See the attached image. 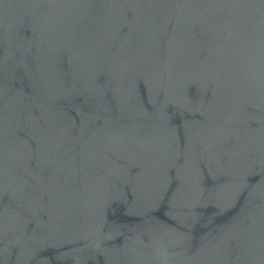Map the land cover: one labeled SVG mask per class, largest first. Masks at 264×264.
<instances>
[{"label": "water", "instance_id": "water-1", "mask_svg": "<svg viewBox=\"0 0 264 264\" xmlns=\"http://www.w3.org/2000/svg\"><path fill=\"white\" fill-rule=\"evenodd\" d=\"M0 264H264V0H0Z\"/></svg>", "mask_w": 264, "mask_h": 264}]
</instances>
